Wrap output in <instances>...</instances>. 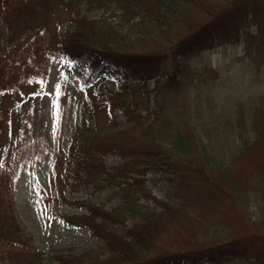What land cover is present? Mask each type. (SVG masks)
I'll use <instances>...</instances> for the list:
<instances>
[{
  "label": "trees",
  "instance_id": "trees-1",
  "mask_svg": "<svg viewBox=\"0 0 264 264\" xmlns=\"http://www.w3.org/2000/svg\"><path fill=\"white\" fill-rule=\"evenodd\" d=\"M82 4L103 7L110 15L89 17L80 12ZM62 12L68 13V17L71 13L75 16L72 30L60 36L56 25ZM0 21L6 28L4 40L9 48L27 46L30 50L27 59L23 58V65L13 61L0 67V97L19 90L16 78L26 77L27 70L41 69L49 54L59 53L68 60V70L75 73L88 69L92 77L123 76L126 84L139 86L155 78L156 85L151 91L157 98L166 95L169 100L165 98V103L170 101L167 109L160 112L149 104L150 91L142 107L128 101L129 118L134 119L132 125L142 130L143 138L140 148L128 146L124 151L137 154L132 165L141 168H130L133 176H126L129 173L125 168V172L118 174L120 180L114 177L117 193L125 199L124 203L110 211L101 205L83 203L88 214L65 220L92 228L111 251L105 258L91 251L81 255L49 254L32 244L29 231L14 211L12 190L19 158H12L7 143H0V264H204L207 261L220 264L231 260L246 264L252 258L259 259L258 251L264 253V236L252 230L255 224H245L246 231L233 236L221 233L226 223L218 218L223 217L228 204L239 207L237 212L244 217L249 192L259 200L264 199V170L259 166L261 160L264 162V97L257 96L254 100L257 108H262L260 121H256L252 112L246 120L250 127L242 126L240 120L234 124L229 118L232 151L228 144L219 146L220 136L217 142L213 140L215 135L209 131L210 127L200 131L188 112L190 105L179 104L177 98L188 99L189 81L193 77L184 66L186 58L221 41L242 39L245 29L255 26L264 40V0H0ZM173 25L178 28L174 34L170 33ZM202 74L204 78L206 72ZM142 109L155 112L157 117L147 123L140 115ZM82 113V118L71 117L73 143L64 164L67 170L71 169L70 164H76L87 173L88 181H94L101 176L99 158L104 150L98 146L94 123L85 120L83 110ZM166 113L171 114L168 124L163 119L168 117ZM245 157L247 168L241 173V168L236 169V161ZM147 170L164 172L170 181L177 176L183 187L189 181L194 182L193 179L198 184L205 183L208 194L203 193V203L217 218L212 221L211 232L219 233L195 246L146 253L144 239L131 236L132 231L141 225L162 222L168 212L175 213L168 203H162V210L155 211L137 202L131 191L147 194L140 179ZM128 215L142 218L125 233H117L113 224ZM262 217L264 220V214Z\"/></svg>",
  "mask_w": 264,
  "mask_h": 264
},
{
  "label": "rangeland",
  "instance_id": "rangeland-1",
  "mask_svg": "<svg viewBox=\"0 0 264 264\" xmlns=\"http://www.w3.org/2000/svg\"><path fill=\"white\" fill-rule=\"evenodd\" d=\"M80 12L93 18L110 15V11L103 7L86 4L80 6ZM74 16V13L69 17L68 13H61L56 25L60 36L72 30ZM177 29L173 25L170 33L178 32ZM245 30L247 32L242 30V39L221 41L186 58L184 66L193 77L189 81L188 99L177 98L179 104L190 105L188 112L200 131L210 127L209 131L215 135L213 140L217 142L220 136L219 146L228 144L231 151L229 118L232 123L240 120L245 127H250L246 121L250 112L254 113L256 121L263 118L262 108L258 109L254 100L257 96L264 97V40L256 26ZM5 35V25L0 21V67L13 64V61L22 64L23 58L27 59L30 54L29 48H9ZM67 64L68 60L62 54H49L41 69L25 70L29 73L26 77L20 75L19 80L16 78L20 89L0 97V143H7L10 156L19 158L20 166L12 190L14 211L16 218L29 231L32 244L49 254L81 255L91 251L105 258L111 251L92 228L65 220L88 214L83 203L101 205L107 211L124 203L125 199L117 193L118 184L114 177L118 179V174L125 172V168L129 173L126 176H133L130 168H141L138 164L132 165L137 154L124 151L128 146L140 148V139L143 138L142 130L132 125L134 119L130 120L127 113L128 101L142 107L150 91L149 104L159 112L167 109L170 101L165 103V98L168 99L166 95L161 94L157 98L151 91L156 85L155 78L150 79L147 85H129L125 83L126 77H92L88 69L81 73L69 71ZM202 72H206L205 79ZM82 110L85 120L88 119L92 125L94 123L98 146L104 150L99 158L102 170L98 175L101 176L94 181H88L87 173L74 163L69 165L70 170L65 169V156L73 143L70 120L72 116L82 118ZM140 115L147 123L157 117L155 112L144 109ZM166 115L168 117L163 119L168 124L167 118L170 119L171 114ZM119 145H122L121 148ZM246 161V157L237 160L236 169L241 168L242 171L247 168ZM260 162L259 166L264 170L263 160ZM173 178L175 180L170 181L164 172L143 171L140 179L147 194L142 195L139 190L131 191L145 208L160 211L162 203H168L175 209V213L168 212V218L160 223L151 222L131 230V236L144 239L146 253L195 246L219 233L214 235L211 232L212 221L217 218L203 203V193L208 194L204 188L206 184H198L193 179L194 182L189 181L188 186L183 187L176 180L177 176ZM210 196L214 198L213 194ZM247 197L244 217L237 212L239 207L228 204L229 207L224 208L223 217L218 218L226 223L221 233L236 236L247 229L245 224H255L252 230L264 236V220H261L264 199L259 200L252 192ZM141 218L138 215L124 216L113 227L117 233L123 234L138 224ZM97 220H100L99 216ZM258 256V260L252 258L246 264H263L264 253L258 251ZM204 264L215 263L207 261ZM220 264L241 263L231 260Z\"/></svg>",
  "mask_w": 264,
  "mask_h": 264
}]
</instances>
